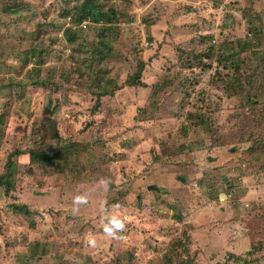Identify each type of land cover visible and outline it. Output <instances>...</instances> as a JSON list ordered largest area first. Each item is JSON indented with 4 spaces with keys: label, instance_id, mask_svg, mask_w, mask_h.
I'll use <instances>...</instances> for the list:
<instances>
[{
    "label": "rangeland",
    "instance_id": "1",
    "mask_svg": "<svg viewBox=\"0 0 264 264\" xmlns=\"http://www.w3.org/2000/svg\"><path fill=\"white\" fill-rule=\"evenodd\" d=\"M75 1L0 0V264H264V75L231 78L264 0H96L118 18L106 49L88 18L68 39Z\"/></svg>",
    "mask_w": 264,
    "mask_h": 264
},
{
    "label": "trees",
    "instance_id": "2",
    "mask_svg": "<svg viewBox=\"0 0 264 264\" xmlns=\"http://www.w3.org/2000/svg\"><path fill=\"white\" fill-rule=\"evenodd\" d=\"M99 3L96 0H84L83 2L79 3V0L75 1V3H73L68 9H66L64 12H62L61 17L64 19L65 17L69 16V21H72L74 24H82V22L85 19H89V22H91L92 24H102L103 26H101L100 28H98V31L96 32V37L97 39L100 41L102 47H104L106 49V34L104 32H110L112 30V26L116 23L118 18H115V15L112 14V10H107V12H103V10H101V8L99 7ZM91 20V21H90ZM99 26V25H98ZM258 28L256 26H250L249 27V31L252 33L251 36H249V38H246L245 40V45H253L254 47H251V49L249 50L250 55H247L245 57H238L236 59V68L234 69V71H232L231 73V78L233 83H236L237 88L241 89L242 92L244 91V83H249L252 79H254V75L260 71V74L264 75V33L262 30L258 31ZM86 31V30H85ZM84 33V30L82 29L81 25H79L78 27H75L74 29H72L71 27L66 28L65 33L68 36V39L70 41H73V39L78 35V33ZM260 32V33H259ZM241 42V46L244 48V39L240 40ZM100 52V50H99ZM242 53H244V49L242 50ZM100 55V54H99ZM253 58L249 63H251V68L250 70L246 73V68H244V63L246 61H248L250 58ZM80 67L81 70L78 72L79 74V78L77 79V81L83 80L85 77L84 76H92L93 73V68L91 66H87L85 64L84 61L80 62ZM238 66V67H237ZM144 65L143 63L139 64L138 70L136 72V75L130 78L128 80L127 85L129 86H134V85H140L141 82V74L144 71ZM221 70L220 68H216V71ZM104 73V75L107 72L104 71H100L99 74ZM230 75V74H229ZM228 75V77H229ZM89 78H85V81H88ZM109 82H111V79L109 80ZM229 84H232L231 82H229ZM86 85V89L87 90H91L93 89L91 87L90 84L85 83ZM153 86V90L158 91L161 90V87L158 86L157 84H152ZM152 98H154V96H150ZM258 97V96H257ZM93 111H95L96 107L94 106V108H92ZM144 112V108H142L140 110V113ZM191 114V113H190ZM188 114V117H193L194 119L189 118L188 120H194V127L196 126V122L197 119H202L200 118V116L202 114H192L190 115ZM45 120L43 122L42 128H45L47 131H49L52 135H55L56 137L58 136V132H57V128H56V122L53 120H50L46 117H44ZM106 120V119H105ZM145 119H139L138 116H134L133 122H136V125L143 127L141 125L142 121H144ZM152 120L150 118L146 119L145 121H149ZM2 119L0 118V125ZM111 126L113 127V123L111 124ZM145 127H149L147 124L144 123ZM41 127V126H40ZM41 128V129H42ZM1 131V128H0ZM46 136V135H45ZM65 150V149H64ZM61 151H63L62 147H58L57 148V152L54 154L56 155L57 153H60ZM41 155H44L43 153H41ZM40 153H36V152H29V158L31 161L33 162H37L40 161L41 158ZM54 156L53 157H49L47 155L46 159L44 160L43 163L47 164L48 163H52L54 160ZM1 183V182H0ZM9 192L8 188H5V193L7 194ZM18 209L22 210V212L24 211H29L26 205H21V206H17ZM31 212V211H30ZM28 215H33L32 213H27ZM236 223H239L242 221V217L238 216L235 219ZM245 222V220H244ZM251 238L249 237V234H246V232L243 235V242H240L241 246L247 247L248 250H245L244 252L246 256H249L252 254V250H250L251 248ZM260 244L257 245L256 249H259ZM187 252V251H186ZM173 254V252H170ZM227 256L229 258H231L234 262L235 261H242L243 264H248L250 262V260H246V257L244 256V258H242L243 256L240 255H236L233 253H228ZM168 262H171L170 260ZM172 264V263H170ZM179 264V263H177Z\"/></svg>",
    "mask_w": 264,
    "mask_h": 264
},
{
    "label": "clouds",
    "instance_id": "3",
    "mask_svg": "<svg viewBox=\"0 0 264 264\" xmlns=\"http://www.w3.org/2000/svg\"><path fill=\"white\" fill-rule=\"evenodd\" d=\"M82 28H86V24L82 23L81 24ZM103 187L105 189H107L108 184L110 183L107 179H104L101 181ZM87 203V196L86 195H77L74 197L73 199V212H76L79 210V206L82 204H86ZM0 217H1V213H0ZM107 223L105 224L104 227V232L106 233V235L109 238L112 239H119V233H122L125 230V224L124 222L117 218V217H107ZM1 223V220H0ZM89 244L92 246H95L96 241L94 239L89 240Z\"/></svg>",
    "mask_w": 264,
    "mask_h": 264
}]
</instances>
